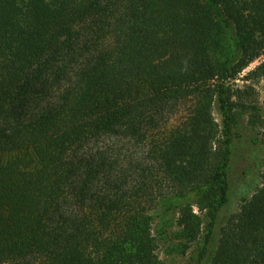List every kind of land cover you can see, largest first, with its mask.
<instances>
[{
	"label": "trees",
	"instance_id": "1",
	"mask_svg": "<svg viewBox=\"0 0 264 264\" xmlns=\"http://www.w3.org/2000/svg\"><path fill=\"white\" fill-rule=\"evenodd\" d=\"M258 59L245 79L264 77V0H0V264H156L151 211L171 208L188 241L208 219L195 264H264V168L224 211L232 129L264 126L226 85Z\"/></svg>",
	"mask_w": 264,
	"mask_h": 264
},
{
	"label": "rangeland",
	"instance_id": "2",
	"mask_svg": "<svg viewBox=\"0 0 264 264\" xmlns=\"http://www.w3.org/2000/svg\"><path fill=\"white\" fill-rule=\"evenodd\" d=\"M227 35L219 34L212 48V56L214 60L222 59L227 54L226 48L229 42ZM230 50V49H229ZM260 63V60H255L248 67L243 69L234 80L227 82L231 94H236V90L246 88L252 89L253 101H256L257 106L264 113V77L260 79H245L246 76L254 70ZM189 103L179 105L175 112L168 116L165 121L164 128L170 129L179 124L187 111ZM213 117L219 129L223 130V116L219 107V103L215 102L212 111ZM247 114L241 115L239 123L235 129H232L231 136V153L232 165L230 171V194L229 201L225 206V215L230 216L237 213L251 195L260 187V174L264 168V145L260 143V132H264V126L252 128L247 123ZM131 153L134 156L140 154V148L132 149ZM194 212L201 219L200 232L195 241L186 240L178 225V210L171 208L166 212L162 210H152L153 215V236L156 244L157 263L156 264H195L199 249L204 246L207 236L205 228L208 219L204 213L200 214L196 208ZM225 216V217H226ZM220 225L215 229V232L208 239V247L214 248V244L218 238ZM207 246V245H206Z\"/></svg>",
	"mask_w": 264,
	"mask_h": 264
}]
</instances>
